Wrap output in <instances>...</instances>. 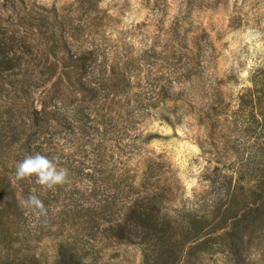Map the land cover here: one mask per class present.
Returning <instances> with one entry per match:
<instances>
[{
	"label": "rangeland",
	"instance_id": "1",
	"mask_svg": "<svg viewBox=\"0 0 264 264\" xmlns=\"http://www.w3.org/2000/svg\"><path fill=\"white\" fill-rule=\"evenodd\" d=\"M0 3L24 44L0 75V264H75L61 246L81 264H264V0ZM96 48L106 82L85 148L107 178L84 175L75 196L88 206L117 188L118 210L100 217L123 220L125 237L100 217L93 231L89 211L30 235L18 185L53 198V213L69 197L16 180L15 164L58 140L45 119L72 104L55 98L64 54ZM137 196L133 213L123 202Z\"/></svg>",
	"mask_w": 264,
	"mask_h": 264
},
{
	"label": "trees",
	"instance_id": "2",
	"mask_svg": "<svg viewBox=\"0 0 264 264\" xmlns=\"http://www.w3.org/2000/svg\"><path fill=\"white\" fill-rule=\"evenodd\" d=\"M5 10L7 11L10 9L7 5L0 3V75H5L12 70L16 64L20 65L24 59V53L18 51L24 44L22 45V43L20 44L19 41H16V37L14 36L15 32H13V29L9 28L7 19L4 17ZM72 28L75 34L81 29L78 25L72 26ZM98 52L97 48L82 49L81 51L73 53L68 51V53L64 54V57H62L64 58V67L66 68L62 73L65 75L67 87L62 89L61 92L59 91L55 98H60V101H64V104L66 100L72 104L70 107L53 104V109H50L49 115L45 120L46 122L55 121V125L59 127V131L57 132V136H59L57 138L58 140L54 143V138H49L50 140L47 142L49 145H47L46 151H44V147L41 145L35 146L34 148L36 153L39 152L46 155L49 159L56 158L55 162L57 165L67 169V181L62 185L53 187L51 193L55 199H57L62 192H65L66 196L69 197V201L65 202L61 208L53 213V198H41V196L33 191L28 183L26 185H18L20 188V196L16 197L15 195V201L19 203V206L23 207L22 202L31 193L37 195L43 201L47 209L46 215H38L37 211L32 209H27L26 213L24 209L22 210V214L25 215L24 222L27 224L26 231L30 235L40 232L45 227H51L57 222L62 223L63 219L59 221L61 216H80L88 211L94 215L95 224H93L92 227L94 231V225L96 226V223L98 224V217L102 214L111 216L115 210H118L117 203L120 199L116 198V195L119 193L117 188L112 195H107V197L103 199H98L88 206L85 205L82 199L75 196V193L80 190V188H78L79 183L77 182H79L80 178L84 175L93 179L94 183L96 182V178H107V176L103 175L105 172L104 168L97 169L98 162H102V164L104 162L102 156L95 154L91 155V151L85 148L87 144H91L89 139L93 129L91 119L92 102L101 90L100 85L106 82L104 80L105 69L102 62L97 60ZM53 56L57 58V55ZM53 73L54 71H51V74ZM5 122H8L6 123L8 125L11 124L9 119ZM0 129H3L2 126ZM52 143L54 144L51 145ZM68 185L70 187L65 190V187ZM125 200L127 201L123 202V204L127 209H131L133 213L139 209V206L145 204L141 196L127 198ZM122 201H124V199ZM129 201H132V204H127ZM114 207L116 209H114ZM100 219L107 220L108 222V225L103 227L106 232L113 234L120 240L125 237L124 229L126 223L123 220L119 219L117 221V219H115L111 221L109 217L107 219L105 215L100 217ZM60 249H66L69 252L73 263H82V256L74 249V246H69L68 248L61 246ZM99 251L100 249H97L94 252L96 253ZM20 256H24V254H20ZM15 259L17 258H14L8 263L13 264Z\"/></svg>",
	"mask_w": 264,
	"mask_h": 264
},
{
	"label": "clouds",
	"instance_id": "3",
	"mask_svg": "<svg viewBox=\"0 0 264 264\" xmlns=\"http://www.w3.org/2000/svg\"><path fill=\"white\" fill-rule=\"evenodd\" d=\"M55 160L56 158L49 159L39 152L28 155L15 164V178L19 181L35 177V183L45 189L62 185L67 181L68 171L63 167H58ZM22 206L26 209L36 210L38 215L47 213L43 201L35 194L30 193L22 202Z\"/></svg>",
	"mask_w": 264,
	"mask_h": 264
}]
</instances>
